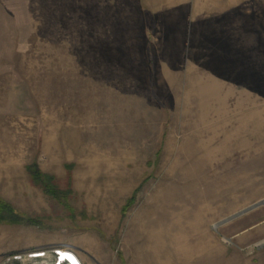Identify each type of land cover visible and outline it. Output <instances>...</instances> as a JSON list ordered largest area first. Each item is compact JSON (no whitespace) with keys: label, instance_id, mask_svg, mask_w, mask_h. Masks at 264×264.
<instances>
[{"label":"rangeland","instance_id":"374dc122","mask_svg":"<svg viewBox=\"0 0 264 264\" xmlns=\"http://www.w3.org/2000/svg\"><path fill=\"white\" fill-rule=\"evenodd\" d=\"M263 202L264 0H0V264H264Z\"/></svg>","mask_w":264,"mask_h":264},{"label":"built area","instance_id":"2783aa9c","mask_svg":"<svg viewBox=\"0 0 264 264\" xmlns=\"http://www.w3.org/2000/svg\"><path fill=\"white\" fill-rule=\"evenodd\" d=\"M53 253L56 254L55 255V260L53 262H47L46 264H57V260L59 259L62 263L64 264H74V261H76V263L79 261L77 260V258L75 256H73L70 252H63L59 249H53ZM42 254V253H41ZM46 254V253H45ZM68 254H70V257L68 256ZM36 254H33V257ZM72 258V259H71ZM76 260H75V259ZM55 262V263H54Z\"/></svg>","mask_w":264,"mask_h":264},{"label":"trees","instance_id":"16d2710c","mask_svg":"<svg viewBox=\"0 0 264 264\" xmlns=\"http://www.w3.org/2000/svg\"><path fill=\"white\" fill-rule=\"evenodd\" d=\"M30 169H34V168L30 167ZM32 175H33L36 179L40 177V174H38V173H33V172H32ZM51 189H52L51 186H50L49 184L46 183V184H45V190H46V191H49V190H50L49 192H51V191H52ZM51 193H52V192H51ZM1 211L6 212L4 208H1V207H0V212H1ZM10 212H12L11 209H10ZM0 214H1V213H0Z\"/></svg>","mask_w":264,"mask_h":264},{"label":"bare ground","instance_id":"6f19581e","mask_svg":"<svg viewBox=\"0 0 264 264\" xmlns=\"http://www.w3.org/2000/svg\"><path fill=\"white\" fill-rule=\"evenodd\" d=\"M68 256L70 257V254H68ZM72 259V258H71ZM75 259V258H74ZM76 260V259H75ZM55 263V262H54ZM58 264V263H57ZM74 264H79L78 262L76 263V261H74Z\"/></svg>","mask_w":264,"mask_h":264},{"label":"water","instance_id":"95a60500","mask_svg":"<svg viewBox=\"0 0 264 264\" xmlns=\"http://www.w3.org/2000/svg\"><path fill=\"white\" fill-rule=\"evenodd\" d=\"M264 203V202H263Z\"/></svg>","mask_w":264,"mask_h":264}]
</instances>
